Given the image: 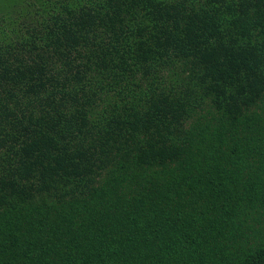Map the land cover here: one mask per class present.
I'll list each match as a JSON object with an SVG mask.
<instances>
[{"label": "trees", "instance_id": "trees-1", "mask_svg": "<svg viewBox=\"0 0 264 264\" xmlns=\"http://www.w3.org/2000/svg\"><path fill=\"white\" fill-rule=\"evenodd\" d=\"M0 264H264V0H0Z\"/></svg>", "mask_w": 264, "mask_h": 264}]
</instances>
